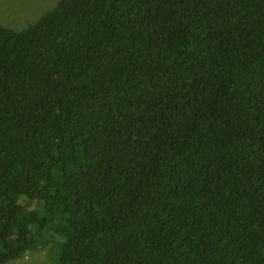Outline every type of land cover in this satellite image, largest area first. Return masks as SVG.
<instances>
[{
    "label": "trees",
    "instance_id": "1",
    "mask_svg": "<svg viewBox=\"0 0 264 264\" xmlns=\"http://www.w3.org/2000/svg\"><path fill=\"white\" fill-rule=\"evenodd\" d=\"M43 229L59 264H264V0L0 24V263Z\"/></svg>",
    "mask_w": 264,
    "mask_h": 264
},
{
    "label": "rangeland",
    "instance_id": "2",
    "mask_svg": "<svg viewBox=\"0 0 264 264\" xmlns=\"http://www.w3.org/2000/svg\"><path fill=\"white\" fill-rule=\"evenodd\" d=\"M57 2L58 0H0V24L15 29L24 28ZM38 240L41 243L34 249L0 264H59L58 245L61 238L43 229Z\"/></svg>",
    "mask_w": 264,
    "mask_h": 264
}]
</instances>
